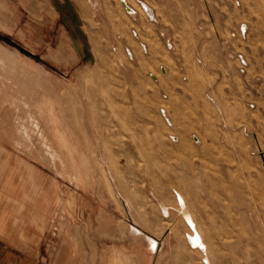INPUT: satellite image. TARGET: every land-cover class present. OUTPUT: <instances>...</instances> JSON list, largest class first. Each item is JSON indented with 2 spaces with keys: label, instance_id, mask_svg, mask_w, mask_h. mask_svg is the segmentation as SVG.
<instances>
[{
  "label": "rangeland",
  "instance_id": "obj_1",
  "mask_svg": "<svg viewBox=\"0 0 264 264\" xmlns=\"http://www.w3.org/2000/svg\"><path fill=\"white\" fill-rule=\"evenodd\" d=\"M65 1L0 0V264H264V0Z\"/></svg>",
  "mask_w": 264,
  "mask_h": 264
},
{
  "label": "crops",
  "instance_id": "obj_2",
  "mask_svg": "<svg viewBox=\"0 0 264 264\" xmlns=\"http://www.w3.org/2000/svg\"><path fill=\"white\" fill-rule=\"evenodd\" d=\"M50 1H52V0H50ZM53 1H55V2H58V7L59 8H64L65 7V0H53ZM32 5H33V3H32ZM35 5V4H34ZM54 9H55V16L57 15H59V12L57 11V8H55L54 7ZM54 16V17H55ZM60 25H59V27H60V36H67V37H69L71 40L70 41H72V43H73V40H72V38H71V36L72 35H74V30H73V28L72 27H70L69 26V24L65 21H62V23H59ZM79 49V48H78ZM74 50H75V52H76V48L74 47ZM80 50H82V48H80ZM4 51H5V49H4ZM76 57L77 58H79V59H81L80 57H83V56H79L78 54H77V52H76ZM7 56H8V54H7ZM17 57V56H16ZM83 58H85V57H83Z\"/></svg>",
  "mask_w": 264,
  "mask_h": 264
},
{
  "label": "bare ground",
  "instance_id": "obj_3",
  "mask_svg": "<svg viewBox=\"0 0 264 264\" xmlns=\"http://www.w3.org/2000/svg\"><path fill=\"white\" fill-rule=\"evenodd\" d=\"M144 8H145V12L148 13V14H152V9L147 5V4H143ZM130 7V6H129ZM126 9V8H125ZM196 236V237H195ZM194 237V238H193ZM193 237H191V242L193 244H197L199 246H201V240H200V237L196 235H194ZM202 247V246H201Z\"/></svg>",
  "mask_w": 264,
  "mask_h": 264
}]
</instances>
